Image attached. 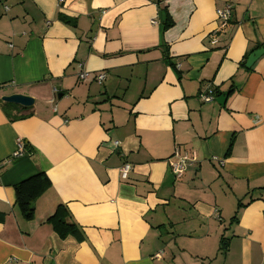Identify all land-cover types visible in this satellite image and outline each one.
Masks as SVG:
<instances>
[{
    "label": "crops",
    "instance_id": "obj_1",
    "mask_svg": "<svg viewBox=\"0 0 264 264\" xmlns=\"http://www.w3.org/2000/svg\"><path fill=\"white\" fill-rule=\"evenodd\" d=\"M258 50L264 0H0V98L35 101L15 122L0 104V264H264ZM77 64L104 81H78ZM175 151L195 154L179 179ZM39 172L51 187L27 222L13 187ZM58 205L84 242L54 234Z\"/></svg>",
    "mask_w": 264,
    "mask_h": 264
},
{
    "label": "trees",
    "instance_id": "obj_2",
    "mask_svg": "<svg viewBox=\"0 0 264 264\" xmlns=\"http://www.w3.org/2000/svg\"><path fill=\"white\" fill-rule=\"evenodd\" d=\"M165 13V20L162 25V30H166L172 26V21L170 20L165 9H161ZM60 22L64 25L74 27V22L59 16ZM217 97L220 92L215 89L213 91ZM221 95V94H220ZM1 109L6 115L10 122L21 121L32 117L33 113L29 109H24L19 106L1 103ZM24 152L28 155L32 154V150L27 143L24 144ZM229 152V150H228ZM51 187L50 180L43 173L39 172L36 175L29 177L18 184L14 188L15 192V204L22 216V218L30 222L34 219V210L31 207L40 198V196L45 193ZM241 203H238L237 211L239 207H243ZM3 215H0V221L3 220ZM232 221H237V212L232 218ZM47 224L52 228L54 234L60 240H66L68 238L74 239L76 242H84L85 238L80 229L71 221V216L64 205H58L52 214V216L47 220Z\"/></svg>",
    "mask_w": 264,
    "mask_h": 264
},
{
    "label": "built area",
    "instance_id": "obj_3",
    "mask_svg": "<svg viewBox=\"0 0 264 264\" xmlns=\"http://www.w3.org/2000/svg\"><path fill=\"white\" fill-rule=\"evenodd\" d=\"M62 1V0H60ZM152 1V0H150ZM217 17L220 20V25L218 27V29L216 30V32H214L213 35H215V33L218 32V30L223 29L229 22L230 17H231V8L230 6H226L223 9H220L217 11ZM152 24H155V21L151 22ZM212 43H215V39H212ZM77 79L80 82H97L98 84L102 83L105 79V75L103 73H99V74H90V73H86L83 71L82 69V64H77ZM202 100L205 103H210L214 101V95L211 91H208L206 94H203L201 96ZM114 147L117 148L119 143L118 142H114ZM24 152V146L21 142L18 143L17 146V151L14 153V156H21L23 155ZM195 161V154L191 153V154H179L178 151H175L174 154L172 155L171 158H169L167 160V164L168 167L170 169L171 174L174 176V178L179 179L181 178L185 172L187 171L188 167L191 165V163H193ZM130 171V166L129 165H124L121 168V177L122 179H126L128 176V173Z\"/></svg>",
    "mask_w": 264,
    "mask_h": 264
},
{
    "label": "water",
    "instance_id": "obj_4",
    "mask_svg": "<svg viewBox=\"0 0 264 264\" xmlns=\"http://www.w3.org/2000/svg\"><path fill=\"white\" fill-rule=\"evenodd\" d=\"M264 54V50H258L253 52L246 61V68L253 69L257 63V61L260 59V57ZM229 93L225 92L222 93L215 101L218 105L224 106L225 102L228 98ZM0 101L5 104H11L15 106H19L24 109H30L34 106L35 101L33 98L29 96H25L22 94H12L8 96H3L0 98ZM31 209H34L31 207Z\"/></svg>",
    "mask_w": 264,
    "mask_h": 264
}]
</instances>
